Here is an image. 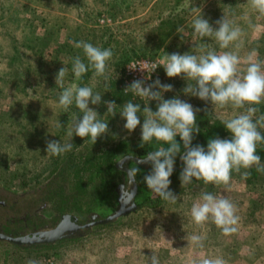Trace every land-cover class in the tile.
Here are the masks:
<instances>
[{
    "label": "rangeland",
    "instance_id": "rangeland-1",
    "mask_svg": "<svg viewBox=\"0 0 264 264\" xmlns=\"http://www.w3.org/2000/svg\"><path fill=\"white\" fill-rule=\"evenodd\" d=\"M73 1L80 3V11L86 10V18L78 17L73 8L66 9L65 0H0V184L8 188L20 189L47 178L63 159L64 154L58 157L47 155L46 141L67 142L74 118L82 115L74 104L67 112L59 106L58 99L63 89L55 84V76L63 67L59 65L62 64L60 60L67 55V47L83 52L74 47L73 42L83 40L103 47L99 37L105 29L104 39L109 42L103 48L113 51L108 62L107 81L93 74L78 80L69 68L64 80L66 88L88 86L102 96L101 104L89 106L108 123L109 131L94 145L83 139L85 148L94 151L106 148L119 138L131 141L141 138L139 126L132 133L124 129L126 121L119 112L129 101L140 104L143 110L142 100L129 98V101L116 103L115 116L107 113L103 101H112L113 87L110 85L118 88L119 83L116 82L125 60L146 56L164 61L174 49V43H170L171 35L160 42L150 28L155 14H165L174 6L175 10L189 6L191 18L201 12L205 19L218 12L224 13L243 30V46L238 50L241 68L245 67L243 61L253 50H256L259 60H264V16L251 9L249 0H236L232 8L230 0H157V3L154 0ZM102 19L109 21L101 22ZM212 25L216 27V24ZM191 41L186 42L187 50L180 54L196 52L199 46L188 49ZM200 46L218 53L225 51L214 39ZM56 48L61 52L54 57ZM227 50L235 51L232 47ZM52 58L59 62L56 64ZM156 77L161 83L173 86V91L163 94L164 99L179 95L194 108L203 106L199 98L183 94L182 89L186 86L183 79L168 78L164 69ZM156 105V101H151L148 106L156 111ZM205 106L220 120L231 119L242 111L212 107L211 102ZM140 119L142 124V113ZM58 121L62 128H56ZM261 185L264 186V181L252 186L231 181L228 191L222 187L180 185L171 190L178 197L177 203L160 199L152 205L155 200L149 201L148 205L109 230L78 240L68 248L33 253L0 245V264H29V261L36 264H151L152 255L158 258L159 264H200L203 259L217 257L222 258L225 264H264V197ZM204 192L218 198L225 197L234 203L239 217L236 233L225 236L211 221L203 228L195 225L190 209L193 204L201 202ZM193 234L202 237V247L191 245Z\"/></svg>",
    "mask_w": 264,
    "mask_h": 264
},
{
    "label": "clouds",
    "instance_id": "clouds-1",
    "mask_svg": "<svg viewBox=\"0 0 264 264\" xmlns=\"http://www.w3.org/2000/svg\"><path fill=\"white\" fill-rule=\"evenodd\" d=\"M249 4L253 11L264 16V0H249ZM215 24L216 27H213L209 20L203 17L202 12L192 21L196 36L202 41L205 38L214 39L219 48L225 51L218 53L214 49L200 46L196 52L167 54L162 64L152 63L140 69L147 71L150 68L153 73L162 66L168 78L179 77L186 81V86L182 89L184 95L211 102L212 107L219 109L231 107L242 110L239 115L222 122L225 129L231 133V138H211L208 140L207 150L200 144L193 146L195 134L201 131L196 115L201 109L194 108L191 103L180 99L179 95L164 99L163 94L173 91V86L161 83L158 78L147 85L144 80L133 81L124 91H131L144 102V107L141 110L140 104L134 101L123 104L119 114L126 121L124 129L132 133L140 127L142 148L153 141L167 147L162 146L147 152L144 158L135 161L136 167L127 168V187L126 184L121 186L122 193L127 191L131 197H135V190L131 186L137 183L136 176L140 171L137 164H149L151 171L143 178L147 188L163 201L177 203L178 197L170 190V177L177 156H180L183 165L179 177L182 187L193 184L195 180L228 191L231 189L234 172L240 173L242 179L250 178V170L253 167L264 174V163L257 154L258 147L264 146V134L259 130L264 128V114L254 119L255 114L260 111L259 105L264 104V60H259L256 50H253L244 59L245 67L242 69L238 50L243 46V30L225 14L215 21ZM183 31V27L177 29V33ZM73 43L74 47L82 49L84 54L83 59L77 55L72 60L71 70L75 77L79 80L91 69L94 77H103L107 81L108 62L113 57L112 49L94 46L83 40ZM230 47L235 51H228ZM67 72L68 69L64 66L55 76L56 86L63 89L58 99L59 106L67 112L74 104L82 113L74 118L68 136L73 138L75 135L90 140L94 145L109 131L108 123L100 119L98 112L89 106L101 104L102 96L94 93L88 86L73 85L66 88L64 80ZM146 79H151V76ZM151 101L157 102L156 111L148 106ZM103 103L107 106V113L112 116L117 114L114 101ZM62 127L58 121L56 128ZM177 136L180 142L177 141ZM72 150V139L65 143L59 140L46 141L48 156L58 157ZM126 157L133 158L124 156L121 161ZM121 161L117 163L120 164ZM241 169L245 171L241 172ZM200 201L190 209L195 225L203 228L211 221L225 236L237 232L239 217L232 201L225 197L218 198L210 192L202 193ZM190 243L202 247V237L193 234ZM29 264L36 262L29 261ZM151 264H159L155 255L151 256ZM200 264H225V261L217 257L203 259Z\"/></svg>",
    "mask_w": 264,
    "mask_h": 264
},
{
    "label": "flooded vegetation",
    "instance_id": "flooded-vegetation-1",
    "mask_svg": "<svg viewBox=\"0 0 264 264\" xmlns=\"http://www.w3.org/2000/svg\"><path fill=\"white\" fill-rule=\"evenodd\" d=\"M71 139L73 150L64 154L55 172L47 178L20 189L0 184V245L33 253L68 248L78 240L109 230L148 205L149 201L155 200L152 205H156L160 200L144 183V176L151 171L149 164H137L140 169L136 176L137 183L131 186L135 190L134 198L127 191H121L122 185L126 184L127 187V168L136 167V160L144 158L147 152L154 151L150 149L139 152L138 149L142 148L141 138L134 141L119 138L97 151L85 148L84 140L78 136L70 137L67 142ZM119 140H125V147L115 153L109 167L102 158L85 161L86 155L115 147L114 143ZM124 156L133 158L126 157L121 161ZM118 161H121L120 164ZM181 164L179 157L172 176L180 169ZM180 185V180L177 183L171 180L170 190ZM125 201L129 203L126 204ZM117 212L120 214L112 218ZM58 226L63 235L69 237L49 243L31 244H16L2 239L46 233Z\"/></svg>",
    "mask_w": 264,
    "mask_h": 264
},
{
    "label": "trees",
    "instance_id": "trees-1",
    "mask_svg": "<svg viewBox=\"0 0 264 264\" xmlns=\"http://www.w3.org/2000/svg\"><path fill=\"white\" fill-rule=\"evenodd\" d=\"M65 1L67 2L65 5L66 9L69 10L70 8H73L76 10L75 14L78 17H81L83 19L87 17L85 9L80 11L81 10V9H79L81 7L80 3L74 2L73 0H65ZM147 2H148V0H147ZM157 2H158L157 0H154V3H157ZM236 2H237L236 0H230L229 1L231 8L236 4ZM81 4H83V3H81ZM220 6L222 7L223 4H221ZM228 6L229 5H225V7H228ZM183 7L179 8L178 10H175L176 7L174 6V7L170 8V10H168L167 13H165V14H160V13L155 14V17L152 19V25H150V28L153 30L155 35L158 36V39L160 42L166 41V39L171 35L170 43H174V49L171 47V45H169L170 48H172L170 54L176 53V52L179 53L181 51H184V49L187 50V47L185 46L186 42L187 41L190 42L191 39H192V41H191L192 43L188 44V49H191V50L194 47H198V46L200 47V45H202V43H204L206 41L211 42V40H212V38H205L202 41L198 36L195 35L194 29L192 26V21L195 19V17H197V15L195 17L191 18V16H189L190 15V12H189L190 7L189 6L184 7V8ZM219 13L220 12L215 13V15H212V16L209 15L208 16L207 19L209 20V22L211 24H215V21L222 18L224 13L223 14L222 13L219 14ZM190 18H191V20H190ZM185 22H187V23H185ZM181 27H183L184 31L182 33H177V29L181 28ZM105 32H107V30L104 29L103 32H101L102 33L101 36L99 37V40L101 42H103V47L106 46L107 42H109L108 39H104L103 34ZM102 38L104 40H102ZM188 39H190V40H188ZM54 51H55L54 57L58 53L61 52L60 50H58V48H56ZM77 55H80L82 59L84 58L83 52L82 53L76 52L72 46L67 47V55L63 57L64 59L60 60V63H62V64H59V65H61L63 67L65 66L66 68H69V69H72V60ZM144 57H146V56H144ZM52 59H53L52 61H54L56 64L59 62V61L57 62L54 58H52ZM127 60H125V61H127ZM162 69H164V68H162V67L159 68V70L157 71L158 75H159V73H161ZM122 71H123V67H122ZM122 71H121V76H122ZM92 74H93V71L90 69L82 78L85 79L87 75H92ZM121 76L117 80V82H116L117 84L119 83ZM156 78L157 77L154 78V81L156 80ZM21 80H23V79H21ZM110 87H113V91L111 93L112 94V96H111L112 101H114L115 103H121V102L129 101V96L123 94L118 88H116V86L114 87V85H110ZM201 102L203 103L202 104L203 106L200 108L201 111H199L196 114L197 115V124H198L201 131L199 134H195V138L193 140V146H195L196 144H200L205 148V150H207V143H208L209 139L217 137V136L221 139H229V138H231V133H229L225 129V127L222 123L224 120H220L218 118H215L211 114L209 108L205 106L207 102L202 101V100H201ZM259 108H260V111L255 114L254 119H258V117L261 114H264V106H259ZM204 109H207L208 111L206 112V111H204ZM259 130L261 131L262 134H264V128H260ZM176 139L178 142H180L179 136H177ZM125 144H126L125 140H119L118 142L114 143L115 147H110V149H105V150L100 151L98 153L94 152L93 154L86 155L85 161L89 160L90 158L91 159L102 158L103 160L107 161V166L109 167L111 159L114 157L115 153L120 148L125 147ZM162 146L167 147V145L158 144L157 142L153 141L151 144L146 145V147L138 149V151L144 152V151H148L150 149L156 150L157 148L162 147ZM257 154L261 157V162L264 163V146L258 147ZM68 157H72V156L68 155ZM179 157L180 156H177L176 160ZM93 163H94V165L96 164V162H93ZM179 167H180V169L179 170L177 169L174 172L175 174H174V176H172V179H171L173 182H176V183L178 182V180H180L179 177H180V172L182 171L183 165L181 164V166H179ZM243 171H245V170L241 169V172H243ZM250 171H251V176L248 179H242L240 173L234 172L232 174V180L231 181L232 182H239V183L241 182L242 184H244L246 186L256 185L257 183L264 181V174L256 171L255 167H253ZM194 185H197L200 187H205V188L212 187V185H205L202 181H195V180H194L193 184L188 185L187 187H192ZM261 187L263 188L261 195L264 197V186L261 185Z\"/></svg>",
    "mask_w": 264,
    "mask_h": 264
},
{
    "label": "built area",
    "instance_id": "built-area-1",
    "mask_svg": "<svg viewBox=\"0 0 264 264\" xmlns=\"http://www.w3.org/2000/svg\"><path fill=\"white\" fill-rule=\"evenodd\" d=\"M108 22L107 19H102L101 22ZM164 61L158 60L156 57H142L138 56L137 58H131L124 62L122 76L119 81L118 88L120 91L128 95L130 99L132 100H139L138 97L134 96L131 91H124V89L129 86L133 81L135 80H144L145 85L151 84L154 81V78L157 76V71L160 67H158L153 73H151V69L148 68V70H141L140 68H145L146 65H150L152 63H158L162 64ZM133 69H130V68ZM151 76V79H146L148 76Z\"/></svg>",
    "mask_w": 264,
    "mask_h": 264
},
{
    "label": "water",
    "instance_id": "water-1",
    "mask_svg": "<svg viewBox=\"0 0 264 264\" xmlns=\"http://www.w3.org/2000/svg\"><path fill=\"white\" fill-rule=\"evenodd\" d=\"M120 213L117 212L113 217H117ZM62 237H69V236H64L63 232L61 230V227L58 226L52 231L46 232V233H38L37 235H31L27 237H17V238H6L3 237L2 239L9 241V242H14L16 244H31V243H49L53 242L57 239H60Z\"/></svg>",
    "mask_w": 264,
    "mask_h": 264
}]
</instances>
